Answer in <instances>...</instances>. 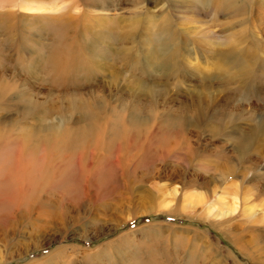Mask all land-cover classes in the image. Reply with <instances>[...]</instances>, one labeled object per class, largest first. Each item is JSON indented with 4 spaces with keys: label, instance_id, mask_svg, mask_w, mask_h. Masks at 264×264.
<instances>
[{
    "label": "rangeland",
    "instance_id": "1",
    "mask_svg": "<svg viewBox=\"0 0 264 264\" xmlns=\"http://www.w3.org/2000/svg\"><path fill=\"white\" fill-rule=\"evenodd\" d=\"M55 1L58 8L50 10ZM102 1L97 8L81 0H0V127L22 123L43 137V120L81 128L79 118L92 106L103 141L101 148L76 151L62 179L0 207V264H264V133L255 139L250 133L264 117V0ZM37 3L47 9L29 8ZM138 15L142 36L155 37L169 25L185 40L182 57L197 56L200 64L168 71L164 81L153 73L140 96L153 102L144 103L142 115L183 110L199 122L183 135L136 139L118 153L108 138L116 115L134 109L138 85L107 82L99 69L53 75L48 64L58 47L80 56L64 46L91 35L88 17L125 25ZM53 21L64 28L67 45ZM198 26L213 31L220 47L207 44ZM129 52L141 60L165 53L141 40ZM201 91L210 96L201 101L200 120ZM212 114L219 119L215 133L205 120ZM249 138L247 149H237V140ZM233 192L237 208L229 213L224 202Z\"/></svg>",
    "mask_w": 264,
    "mask_h": 264
},
{
    "label": "bare ground",
    "instance_id": "2",
    "mask_svg": "<svg viewBox=\"0 0 264 264\" xmlns=\"http://www.w3.org/2000/svg\"><path fill=\"white\" fill-rule=\"evenodd\" d=\"M81 1H83V4H85L87 6L89 5L90 7H95L96 4L99 2V0H81ZM102 2H104V0ZM36 5L37 6L35 8L31 7V6H29V8L32 10L47 9L46 4L37 3ZM99 7L100 8L104 7V5L99 6ZM49 8H50V10L57 9L58 8L57 2L55 1L54 3H52L49 6ZM140 19H141L140 15L132 16L130 18L129 23L126 22L125 25H120V19H118V18H116V19L115 18H109L108 20H102V19L100 20L99 18H93L90 16L87 18V21H86L88 23H92V24H88V26L91 25V28L87 29L88 33L91 34V35L88 34L90 37H88V35H87V37H81L80 36L82 38V40H81L78 38V36H76L75 37L76 39H74V40L72 39L73 41H72V45H70V47L67 45V43H69V42H67V37L63 36L64 28L59 27V29H58V27H57L58 35L62 34L58 38V41L64 45L68 46V47L64 46L65 51L71 52V53L73 52V54H75L74 51H78V53L80 55L78 57V54H77V56L75 58H70L71 59V71H69V72H71V74H73V73H75V75H77V73L84 74L83 71L90 70L91 71L90 75H93L92 73L95 72L97 69H99L100 71H107V74L105 75L106 76L105 79L107 80V82L114 83V84L122 82L124 84L126 83L129 85H131V84H134L135 86L138 85L137 86L138 90L133 89L134 94H132L133 99L135 98L134 102L132 103V107H134V109L129 110L130 112L128 114H122L121 113V114L116 115L117 116L116 130L108 138V143L117 147L118 153H119V150H120V153H125L127 147L129 149V147L132 146V144L135 145L136 139L146 138V137H150V136L154 137V136H157L159 133L161 135H163V134L170 135V133L173 131H177V132L181 133L180 135H183L185 133V131L188 129L187 128L188 126L197 127L198 122H199L198 118L193 116L192 114H187V113L183 112V113H185V115H186L185 116L182 113L183 110H180L178 112L175 111L176 113H172V114L168 113L167 115L166 114L163 115L162 112H155L153 109V111L149 115H147L146 117L142 115V113H143L142 106L144 105V103L146 101H147V103H150V104L153 102L149 97H148V99L147 98L144 99V101H142V98L140 97V96H142V93L146 94L145 88L147 85H145V83L150 81V79H152V78L155 79L153 73L157 72L158 75L157 74L156 75L159 76L160 78H162V80L164 81V79L167 76L168 71L173 73V72L177 71L178 68H188L189 64L191 66H193L194 69H196L200 66V64H199V61H196L197 56H195V58H194L195 61L194 60L192 61L190 59H184L182 57L180 52L182 49L184 50L182 43L185 42V40H183L182 36L179 37L178 35L174 34L175 30L173 29V27H170L169 25H167V26L165 25V27H166L165 30H163L159 35L149 38L148 35L142 36L141 31H138V28L140 27V23H141ZM63 22L64 23L68 22V25H69L70 21L64 20ZM82 24H84V23H82ZM82 26L84 27V25H82ZM197 31L202 32V34L207 38V42H208L207 44H211V42H213L215 44L214 45L215 47L216 46L218 47L220 45V43H218L216 41V39L214 40L212 38V35H213L212 32L213 31L212 32L207 31V30L204 31V29L202 27H199V29ZM84 33L86 34V31ZM196 34H198V33H196ZM174 37H176V38H174ZM214 38H216V36ZM224 39L230 40L231 38L229 36V37H224ZM79 40L83 41L84 43L80 42V44H78V45L75 44L76 42H79ZM140 40H141V42H145V43L148 42V43L156 46L157 48L161 46L162 49H164L165 53L164 54H160V53L151 54L146 60H141V58L139 56L138 57H135V56L129 57V53H130L129 49L136 48L139 45ZM221 40L222 39H220V41ZM222 41H224V40H222ZM125 43H128L130 45L125 46ZM180 44H181V48H180ZM58 46L59 45H57V47ZM54 48H55V45H54ZM59 49H60V47H59ZM212 49H213V47H212ZM49 50H51V49H49ZM54 51H55V49H54ZM214 51H215V49H214ZM67 54L68 53H66V55ZM68 57H69V55H68ZM142 61H143V63H142ZM55 62H56V60L52 59L49 61L48 65L49 66L51 65L53 67ZM206 62H207V60H206ZM209 64H211V63L209 62ZM149 66H151L152 68H149ZM122 68H126L129 71V75L125 76L124 74H121L120 71ZM103 69H105V70H103ZM150 69H152V70H150ZM114 70H118L119 73L118 72L114 73L115 72ZM130 72H133V73H130ZM151 74L153 75V77L151 76ZM122 75H124L125 77H123ZM76 77L78 78V76H76ZM77 78L72 79V81H76ZM163 81H161V82H163ZM62 82H65V81H62ZM66 82H67V80H66ZM202 89L204 90L205 87ZM205 90L207 91V89H205ZM251 92H253V91H250V93ZM199 95L200 96H197L198 98L196 96H192V97H194V99H195V97L197 98V100H195V106H196L195 111L197 113H199V111H200L199 107H201L200 106L201 101L203 102L204 99H207V97L210 96L209 93L207 94V93L202 92V91L199 93ZM204 102H206V101H204ZM91 108H92V110H90L89 115L87 114L86 116H81L79 118V119H81V121H80L81 124H79L81 126V128H79L78 125L75 128L69 126L74 133V135H73V137L70 140L69 145H68L69 151L84 152L83 149L89 148L92 146H94L95 148H99V147L101 148V146H99V145L101 143H103V141H99V134H98V132H99L98 127L100 128V132H101V118H100V116L97 115L96 109L92 106H91ZM201 114L199 113V115H198L200 120L204 116V115L202 116ZM84 119H86V122H83ZM58 120L62 124L65 123L61 119H58ZM205 120H206V124H208L210 131L212 133H215L217 131V129H219V126L216 125V124H219V119H218L217 115H213V114L208 115ZM215 120H217V121H215ZM45 121L46 120H43L44 130L47 132L51 130V126H54L57 123V121L55 123H53L52 121H50V122L48 121V124H47V123H45ZM228 122H230V121H228ZM85 129L90 130V135L87 138L86 145L81 149L80 144H81L82 140L84 139V137L82 136V133ZM250 130H251L250 133L252 135L251 137H254V139H255V136L257 135V133L262 135L264 133V117L261 118L260 121H258L257 125H255ZM102 134L105 135L104 132H102ZM261 140H262V142H261V147H262V146H264V141H263V138ZM251 141H252V139H250V138L248 141L239 139L236 142V147L239 150L247 149V147L250 145ZM258 141H260V140H258ZM94 147H92V148L94 149ZM121 156L122 155H120L118 157L121 158ZM171 192L173 194H175L176 188H173ZM230 196H229V198L231 201L229 200L227 202H224L222 200L226 204V209L229 211V213H231L232 211H234L237 208V200H236V196L234 195V192L231 193ZM195 197L198 198L199 200L203 199V196H200V194H199V196L197 195ZM247 209L250 210L251 207H248ZM208 211H212V210L210 208H207V212Z\"/></svg>",
    "mask_w": 264,
    "mask_h": 264
},
{
    "label": "clouds",
    "instance_id": "3",
    "mask_svg": "<svg viewBox=\"0 0 264 264\" xmlns=\"http://www.w3.org/2000/svg\"><path fill=\"white\" fill-rule=\"evenodd\" d=\"M52 26L57 27L55 21ZM55 55L52 74L71 71L70 57L59 47ZM73 135L72 129L59 120L43 137L34 136L22 123L0 127V207L27 199L36 187L62 179L76 157V151L68 148ZM89 135L90 130L85 129L81 149Z\"/></svg>",
    "mask_w": 264,
    "mask_h": 264
}]
</instances>
